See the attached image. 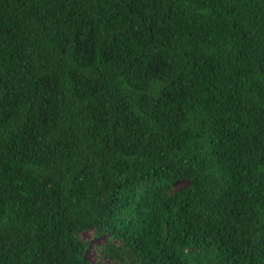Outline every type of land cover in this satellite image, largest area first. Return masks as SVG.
<instances>
[{"label": "trees", "instance_id": "16d2710c", "mask_svg": "<svg viewBox=\"0 0 264 264\" xmlns=\"http://www.w3.org/2000/svg\"><path fill=\"white\" fill-rule=\"evenodd\" d=\"M0 264H264V0H0Z\"/></svg>", "mask_w": 264, "mask_h": 264}, {"label": "rangeland", "instance_id": "374dc122", "mask_svg": "<svg viewBox=\"0 0 264 264\" xmlns=\"http://www.w3.org/2000/svg\"><path fill=\"white\" fill-rule=\"evenodd\" d=\"M185 183L186 181L184 179L177 180L174 182V188H178ZM80 236L87 240V245L84 250L85 258L91 261L105 258V256L99 252V246L104 242V236H94L90 229L82 230Z\"/></svg>", "mask_w": 264, "mask_h": 264}]
</instances>
